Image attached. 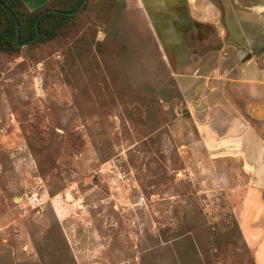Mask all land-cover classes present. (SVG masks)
<instances>
[{
    "label": "rangeland",
    "instance_id": "rangeland-1",
    "mask_svg": "<svg viewBox=\"0 0 264 264\" xmlns=\"http://www.w3.org/2000/svg\"><path fill=\"white\" fill-rule=\"evenodd\" d=\"M143 5L0 53V264H253L240 162L202 144Z\"/></svg>",
    "mask_w": 264,
    "mask_h": 264
},
{
    "label": "crops",
    "instance_id": "crops-1",
    "mask_svg": "<svg viewBox=\"0 0 264 264\" xmlns=\"http://www.w3.org/2000/svg\"><path fill=\"white\" fill-rule=\"evenodd\" d=\"M22 1L34 10L48 0ZM145 1L202 144L240 162L247 184L233 217L253 263L264 264V66L254 57L264 46V0ZM228 47L244 56L225 61Z\"/></svg>",
    "mask_w": 264,
    "mask_h": 264
},
{
    "label": "trees",
    "instance_id": "trees-1",
    "mask_svg": "<svg viewBox=\"0 0 264 264\" xmlns=\"http://www.w3.org/2000/svg\"><path fill=\"white\" fill-rule=\"evenodd\" d=\"M82 0H48L40 8L30 10L22 0H0V53L15 54L21 49V44L33 39L36 35L35 20L43 10H53L43 14L38 21V38L35 42L70 40V35L79 28L82 17H89L96 0H85L82 11L74 16H66L58 12H75ZM15 21L19 26V38L16 41ZM260 53L264 55V46ZM254 264V263H253Z\"/></svg>",
    "mask_w": 264,
    "mask_h": 264
},
{
    "label": "water",
    "instance_id": "water-1",
    "mask_svg": "<svg viewBox=\"0 0 264 264\" xmlns=\"http://www.w3.org/2000/svg\"><path fill=\"white\" fill-rule=\"evenodd\" d=\"M84 4H85V0H82L80 6L78 7V9L75 11V12H71V13H64V12H58V11H55L56 13H61L63 15H66V16H74V15H77L78 13L81 12V10L83 9L84 7ZM53 10H43L41 11L37 17H36V20H35V31H36V35L33 39L27 41L26 43L24 44H21V46H24L26 44H30V43H33L36 41V39L38 38V21L40 19V17L45 14V13H49V12H52ZM19 26H18V23L15 21V34H16V41H18V38H19Z\"/></svg>",
    "mask_w": 264,
    "mask_h": 264
}]
</instances>
